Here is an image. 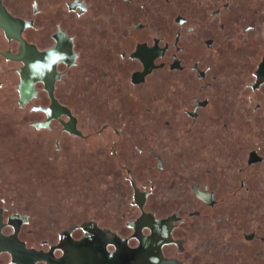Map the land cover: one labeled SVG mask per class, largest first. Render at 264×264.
I'll return each instance as SVG.
<instances>
[{
    "label": "flooded vegetation",
    "instance_id": "obj_1",
    "mask_svg": "<svg viewBox=\"0 0 264 264\" xmlns=\"http://www.w3.org/2000/svg\"><path fill=\"white\" fill-rule=\"evenodd\" d=\"M0 181L49 238L162 214L161 264H264V0H0ZM45 183L114 201L62 227Z\"/></svg>",
    "mask_w": 264,
    "mask_h": 264
},
{
    "label": "water",
    "instance_id": "obj_2",
    "mask_svg": "<svg viewBox=\"0 0 264 264\" xmlns=\"http://www.w3.org/2000/svg\"><path fill=\"white\" fill-rule=\"evenodd\" d=\"M161 215L49 238L0 181V264H161Z\"/></svg>",
    "mask_w": 264,
    "mask_h": 264
},
{
    "label": "rangeland",
    "instance_id": "obj_3",
    "mask_svg": "<svg viewBox=\"0 0 264 264\" xmlns=\"http://www.w3.org/2000/svg\"><path fill=\"white\" fill-rule=\"evenodd\" d=\"M85 147V145H84ZM93 170V169H92ZM28 181L26 187L29 188L34 183L37 184V177L27 176ZM45 189H28V200L32 203L43 206L46 218H58L59 224L63 227L68 225L75 218L82 219L94 212L95 207L103 202H112L110 197L111 189H57L59 186L44 185ZM108 197V200L105 198Z\"/></svg>",
    "mask_w": 264,
    "mask_h": 264
}]
</instances>
